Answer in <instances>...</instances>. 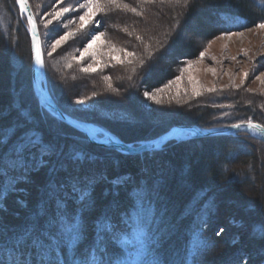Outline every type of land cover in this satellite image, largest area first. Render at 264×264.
<instances>
[{"label":"trees","instance_id":"trees-1","mask_svg":"<svg viewBox=\"0 0 264 264\" xmlns=\"http://www.w3.org/2000/svg\"><path fill=\"white\" fill-rule=\"evenodd\" d=\"M28 1L41 38L37 12ZM5 2L15 5L14 0ZM262 4L264 0H165L154 5L167 21L162 35L145 53L151 58L148 66L136 76L139 93L155 91L174 78L186 60L200 54L198 41L264 21ZM123 16L131 30L143 32V19L134 14L113 12L107 21L118 22ZM11 34L0 35V76L5 81L0 87V205H4L0 264H21V253L27 264H80L85 255L87 264H100L103 249L107 250L105 264L153 260L158 264H235L241 254L246 264H264V142L259 137L248 133L193 137L137 154L91 143L39 104L32 90L29 32L19 28ZM17 34V48L25 65L29 62L28 71L17 75L18 82L8 76L12 39ZM144 36L154 38L149 33ZM43 61L51 97L63 112L76 118L63 106L69 98L62 101L56 93L44 51ZM19 84L28 90L25 95ZM231 97L230 103L240 106L231 119H215L217 102L206 100L191 104L192 114L152 130L105 126L122 141L138 144L173 125L211 128L247 121L264 125V112L248 103L245 91ZM23 126L31 134L12 140ZM33 144H38L33 152L21 153L24 146ZM41 161L45 164L38 167ZM120 173H126L122 184L105 183L104 178ZM72 180L82 181L79 187L90 195L83 213ZM16 189L26 191L20 198L23 207L16 203ZM232 201L236 208L231 211L224 205ZM68 215L75 216L81 237ZM226 225L231 234L234 230L245 234L239 246L224 236ZM4 236L9 237L7 242ZM133 236L139 237V244L131 249L127 240Z\"/></svg>","mask_w":264,"mask_h":264},{"label":"rangeland","instance_id":"rangeland-1","mask_svg":"<svg viewBox=\"0 0 264 264\" xmlns=\"http://www.w3.org/2000/svg\"><path fill=\"white\" fill-rule=\"evenodd\" d=\"M163 1L165 0H114L113 3H109L108 0H101L104 11L96 14L95 20L98 23L89 22L81 30L79 15H83V11L79 4L85 0H64L62 4L57 0H32L42 34L40 38L42 54L44 51L48 72L53 79L58 97L62 101L64 97L69 98L68 103H63L65 109L71 112L75 119L98 126L96 135L103 139H108L103 128L113 133L105 125L114 130L122 124L142 131L149 128L152 130V127L163 125L162 123L166 121L192 114L191 104L203 103L206 100L217 102L215 106L218 111L215 119H231L240 112V106L230 103V98L243 91L249 98L246 99L248 103L264 112V28L257 26L264 21L240 30L218 34L205 42L198 41V44L202 45L200 54L186 60L174 78L155 91L148 92L149 96L144 95L146 91L139 93L140 81L136 76L138 71L145 70L151 60L149 57L146 58L145 53L153 40H158L165 29L167 18L164 19L163 14L160 11L156 12V7L154 8V5ZM13 5L10 7L5 0H0L2 38L9 36L13 29L17 33L19 28L29 32L25 15L19 11L16 3ZM61 6L71 7L73 11L65 13L59 21H53L52 24L45 26V21L51 19L52 14ZM113 12L134 14L137 19L142 18L140 21L143 32L131 30L130 23L125 21L124 16L120 17L122 20L118 22H108L107 17H111ZM103 17H106L104 21ZM97 31L104 35L85 51V45ZM65 32H73L75 36L52 51L54 41ZM148 33L154 38L147 40L144 35ZM17 36L19 37V34L12 39L14 50L10 55L11 68L8 70V76L18 82L17 75L28 69L29 62L27 61L25 65L21 57V51L17 48ZM127 53L133 55L129 56ZM89 66L95 71H84ZM4 82V78L0 76V87L4 86ZM20 90L22 95L28 91L23 85H20ZM150 96L155 99H150ZM77 100L83 103H76ZM221 101L223 103H219ZM44 164L45 161H41L38 167ZM167 170L169 173V167ZM121 174L123 173L117 177L111 176L110 179L104 178V181L120 185L126 178V173ZM13 192L15 197H18L16 203L23 207L24 202L20 198L26 195V191L16 189ZM224 207L231 211L236 208L233 201ZM3 209L4 205H0V210ZM218 231H221L220 227ZM244 235L239 230H234L231 234L226 225L224 236L232 237L238 246L240 238ZM2 238L3 235H0V240ZM8 238L7 236L3 241L7 242ZM127 241L133 249L134 246H138L139 237L133 236ZM137 251L138 249H134L135 254ZM246 262V256L241 254L234 263Z\"/></svg>","mask_w":264,"mask_h":264},{"label":"water","instance_id":"water-1","mask_svg":"<svg viewBox=\"0 0 264 264\" xmlns=\"http://www.w3.org/2000/svg\"><path fill=\"white\" fill-rule=\"evenodd\" d=\"M23 14L25 15V17L28 15L33 16L29 4H28V11ZM28 28H29L28 30L30 35V47H31V56H32V65H31L32 88L37 100L50 113L56 115L61 121L65 122L75 130H77L78 132L82 133L86 138V140L91 143L107 148H113L115 150L124 153L137 154L146 151L160 149L164 147L165 144L171 140L181 141L193 137L248 133L259 137L264 142V137H262V134L259 131L246 127V124L249 121L237 122V123H232L224 126L211 127V128H202L196 125H185V124L173 125L167 131L161 133L160 135L152 139L142 141L138 144L124 142L118 137H116L113 133L103 128L102 130L108 135V138L110 139V140H105L101 136H97L93 132H91L89 126L93 124L72 118L71 116L63 112V110H61V108L53 100L43 78L44 63L43 65H39L36 63V59H35L37 40L40 45V51L43 59L41 41H40L37 25H36L35 38L32 35V26L30 24H28ZM252 123L259 124L256 122H252ZM235 124H241L242 126L240 128H235L233 127V125Z\"/></svg>","mask_w":264,"mask_h":264},{"label":"snow or ice","instance_id":"snow-or-ice-1","mask_svg":"<svg viewBox=\"0 0 264 264\" xmlns=\"http://www.w3.org/2000/svg\"><path fill=\"white\" fill-rule=\"evenodd\" d=\"M57 2L62 4L64 2V0H57ZM108 2L113 3L114 0H108ZM177 2H179V0H177ZM185 2H186V0H185ZM15 3L18 5V9L20 12L26 13L28 11L27 0H15ZM261 7H264V4H262ZM79 8L83 11V15H79V20L81 22L80 23L81 30H83L89 22H91L93 24L98 23V21L95 20L96 14L104 11V8L101 7V0H85L84 3L79 4ZM72 11H73V9L71 7L61 6L58 11H55L52 14L51 19L45 21V26L52 24L53 21H59L60 18L65 13H70ZM132 11H135V9H132ZM45 15H47V13ZM26 22H27V24H30L32 26V35L35 38L36 37V18L32 15H28V16H26ZM257 26L260 28H264V23H260ZM89 35H91V33H89ZM103 35H104L103 33H100L98 31L96 32L95 35H91V39L88 40L87 44L85 45L84 50L87 51L89 48H91L92 43L94 41L98 40ZM73 36H75V33L65 32L64 35L60 36L58 39H56L54 41V43L52 44V51H55L57 48H59L63 43L68 41ZM127 54L129 56L133 55V53H127ZM201 56H203V53H201ZM35 59H36L37 64L43 65L44 61L42 59V55H41V51H40V45H39L38 40L36 42ZM84 71H86V72L95 71V69L89 66V67H86L84 69ZM245 76H247V73H245ZM144 95L149 96V93L145 92ZM149 98L155 99V97H151V96ZM76 103H83V101L77 100ZM241 126H242L241 124L233 125V127H235V128H240ZM246 127L259 131L262 134V137H264V125L255 124V123H252L251 121H249V122H247ZM29 134H31V133L27 129L26 126L18 127L17 131L13 135L12 140H16L19 137H27ZM9 142L11 143L12 141H9ZM23 143H24V141L21 140V144H23ZM37 147H38V144L26 145L20 151L22 154L28 153L29 151L33 152L34 149H36ZM82 183L83 182L79 181V180H72V186H73L74 191L76 192V194L80 193L79 201L81 202V208H80L81 213H83V211H85V209L87 207H89V204L87 203V201L90 200V195L87 192L82 191L81 187H79V185ZM64 203L66 206V202H64ZM67 219H68L69 224H71L73 226L75 234L77 236L81 237V228H80V225H79V227H76L77 222H76L75 216H69L68 215ZM109 228H110V226H109ZM107 230H109V229H105V231H107ZM217 234H219V233H217ZM100 255H101L100 264H105L103 257L105 255H107V250L103 249L101 251ZM88 258L89 257L87 255L80 258V264H87ZM20 261H21V264H27V261L23 255V253H21V255H20ZM109 264H115V261H110ZM150 264H158V261L153 260L150 262Z\"/></svg>","mask_w":264,"mask_h":264},{"label":"bare ground","instance_id":"bare-ground-1","mask_svg":"<svg viewBox=\"0 0 264 264\" xmlns=\"http://www.w3.org/2000/svg\"><path fill=\"white\" fill-rule=\"evenodd\" d=\"M54 115V114H53ZM54 116H56V115H54ZM57 117V116H56ZM58 118V117H57ZM59 119V118H58ZM90 127V130H91V132H93L95 135H96V133H97V127L98 126H96V125H90L89 126ZM99 128V127H98ZM253 133H255V132H253ZM107 135V134H106ZM107 137H108V135H107ZM105 140H110L109 138L108 139H105ZM171 141H173V140H171ZM171 141H169V142H171ZM168 143V142H167ZM166 143V144H167ZM165 144V145H166Z\"/></svg>","mask_w":264,"mask_h":264}]
</instances>
